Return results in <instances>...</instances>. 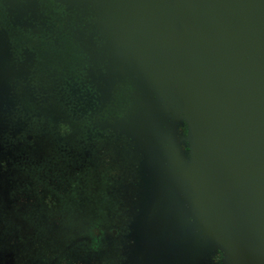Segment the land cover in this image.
I'll return each instance as SVG.
<instances>
[{
  "label": "water",
  "instance_id": "obj_1",
  "mask_svg": "<svg viewBox=\"0 0 264 264\" xmlns=\"http://www.w3.org/2000/svg\"><path fill=\"white\" fill-rule=\"evenodd\" d=\"M92 2L103 19L101 32L116 42L112 64L135 79L146 100L117 126L134 136L141 132L158 108L161 77L153 78L152 70L164 68L190 143L186 159L178 130L163 129L164 168L177 170L193 191L196 220L224 252L225 264H264V0ZM10 75L0 54V77ZM174 190L175 181L166 178L151 192L139 222L144 251L134 264L190 261L189 252L175 251Z\"/></svg>",
  "mask_w": 264,
  "mask_h": 264
},
{
  "label": "rangeland",
  "instance_id": "obj_2",
  "mask_svg": "<svg viewBox=\"0 0 264 264\" xmlns=\"http://www.w3.org/2000/svg\"><path fill=\"white\" fill-rule=\"evenodd\" d=\"M73 4L81 5V1ZM111 26L117 35V25ZM67 37L77 43L79 32L72 28ZM102 37L110 60L112 52L116 54L115 39ZM1 38L0 54H9ZM44 57L36 81L28 86L33 100L30 106H23L10 80L0 77V264H51L54 255L67 252V244L73 254L71 263L89 261L88 254L78 250L86 247L82 237L96 224L120 231L119 264H134L144 251L141 215L151 192L166 178L175 181L180 218L175 251L189 252L192 264H216L213 256L220 252L219 264H225L224 252L216 251L196 220L193 191L177 170L164 168L159 157L163 129L173 133L185 126L180 122V103L164 79V68L160 74L152 70L153 78L161 77L156 80L158 108L145 120L141 132L134 136L123 126L112 127L117 135L112 140L122 145L117 150L103 145V128L96 120L108 88L98 93L92 87L97 75L86 76L85 68L75 70L68 56L63 59L69 72L57 64L62 63L60 57L53 62L50 56ZM9 67L15 72L19 69L16 63ZM168 68L169 64L167 75ZM28 135L40 137L30 151L24 146ZM109 157L114 159L112 163Z\"/></svg>",
  "mask_w": 264,
  "mask_h": 264
},
{
  "label": "flooded vegetation",
  "instance_id": "obj_3",
  "mask_svg": "<svg viewBox=\"0 0 264 264\" xmlns=\"http://www.w3.org/2000/svg\"><path fill=\"white\" fill-rule=\"evenodd\" d=\"M64 1L0 0V43L1 36H3L6 48L9 49V54H2V56L7 59L11 58L9 66H14L16 63L19 68L16 72L10 70L11 75L6 79L12 83L13 91L21 100L22 105L30 106L33 100L29 95L28 86L32 84L33 79L36 81L35 75L39 72L38 69L40 70V61L45 58V55L52 58L51 62L60 57L62 63L57 62V64L65 68V72H69L63 59L68 56L75 63L73 65L75 70L79 68L81 71L82 68H85L86 76L97 75L98 81L92 87H97L98 93L108 88V94L100 102L96 120L103 128V145L113 146L117 150L121 149V143L112 140L117 135L113 133L114 131L111 132V129L119 121L129 122L130 118L138 114L142 109V104L146 101L143 92L138 93V87L133 77L121 74L117 64H112V58L116 57L114 52H112L110 60L107 59L104 48L105 41L100 30L103 19L98 14L92 0H79L81 5L73 4L77 0H72V5H68L69 0ZM63 2L64 5H62ZM72 28H75L77 33L79 32L77 43L82 46L80 49L74 42L75 40H70L67 37ZM69 41L72 44L68 46L67 42ZM1 46H3L2 43ZM62 49L64 53L60 51ZM72 49L73 52L77 51L69 53ZM110 71L112 72L109 76ZM101 76L104 77L100 78ZM108 82L110 85L106 86ZM120 96L121 101L118 100ZM188 130L186 124L185 126L181 125L177 135L178 142L183 149V156L186 159L189 158L190 147L186 139ZM39 138L34 135L27 136L24 146L28 151L35 145L34 143L39 141ZM130 150L133 151V147H130ZM113 160L108 158L109 163H112ZM89 233L82 237L86 242V247H82L81 250L76 248L79 252L88 254L89 261H82L81 264H119L121 259L118 241L120 231L118 229L109 231L108 228L96 224V227ZM70 248V245L67 244L65 247L67 252L61 256L62 258L53 254L51 264H73L71 263L73 254ZM221 258L220 252L213 256L216 264L220 263ZM190 261L192 264V257Z\"/></svg>",
  "mask_w": 264,
  "mask_h": 264
}]
</instances>
